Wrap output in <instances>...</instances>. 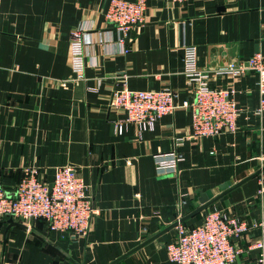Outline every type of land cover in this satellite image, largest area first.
Instances as JSON below:
<instances>
[{
    "label": "crops",
    "instance_id": "1",
    "mask_svg": "<svg viewBox=\"0 0 264 264\" xmlns=\"http://www.w3.org/2000/svg\"><path fill=\"white\" fill-rule=\"evenodd\" d=\"M109 0H0V185L12 194L25 167L50 183L56 167L71 165L88 185L97 212L86 239L50 230L45 221L0 219V264H178L167 258L171 225L196 224L210 209L247 221L234 244L233 264H260L264 239V110L257 77L218 74L228 63L264 57V0H146L145 18L124 43L104 13ZM81 25L84 77L70 65V33ZM195 45L197 65L211 86L232 85L241 107L237 130L184 139L174 174L155 172L152 155L187 136L191 114L179 107L152 130L124 122L109 106L123 80L131 89L169 86L177 102L192 97L183 73V46ZM125 76V77H124ZM122 123V130L117 125ZM257 171H260L257 173ZM19 223V224H14Z\"/></svg>",
    "mask_w": 264,
    "mask_h": 264
},
{
    "label": "built area",
    "instance_id": "2",
    "mask_svg": "<svg viewBox=\"0 0 264 264\" xmlns=\"http://www.w3.org/2000/svg\"><path fill=\"white\" fill-rule=\"evenodd\" d=\"M145 11L146 0H109L104 18L117 32L121 45L129 29L143 22ZM83 32L84 27L79 25L70 33V65L75 80L84 77L86 43ZM183 50V73L192 91L190 99L179 103V92L172 87L131 89L123 80L112 90L109 100V106L125 114L124 122L136 124L140 131L152 130L160 116L179 107L190 112L187 136L175 137V148L152 155L154 170L159 175L176 173L179 162L184 158L179 150L184 139L196 140L235 132L241 113L233 86L209 85L207 73L197 65L195 45H184ZM246 71L256 74L259 99L255 111L261 113L264 110L263 55L256 52L248 58L246 65L228 62L217 69L218 74L233 78ZM117 129L122 130V123L117 125ZM96 212L88 185L71 165L56 167L50 183L41 180L36 167H25L12 194L0 185V219L5 216L20 222L39 219L45 221L50 230L68 231L86 239ZM181 224L176 225L175 236L166 245L167 258L178 264H233L242 252L233 240L249 228L247 221L235 215H226L216 208L207 210L194 226L183 228ZM252 225L259 226L264 233V219ZM248 249H257V262L264 264V239L253 240Z\"/></svg>",
    "mask_w": 264,
    "mask_h": 264
},
{
    "label": "water",
    "instance_id": "3",
    "mask_svg": "<svg viewBox=\"0 0 264 264\" xmlns=\"http://www.w3.org/2000/svg\"><path fill=\"white\" fill-rule=\"evenodd\" d=\"M260 171H257V173ZM210 197H211V192L209 190L200 192V197H199V201L201 203L200 206H198L197 208H195L193 211H191L190 213H188L187 215H184L183 217H181L178 221L174 222L172 226H176L178 223H182L183 220H185L187 217L191 216L192 214H195L196 212L200 211L201 209H203L204 207L207 206V204L210 201ZM10 222L13 223V219L10 218L9 220ZM14 224H19V223H14ZM238 258V256L236 257Z\"/></svg>",
    "mask_w": 264,
    "mask_h": 264
},
{
    "label": "rangeland",
    "instance_id": "4",
    "mask_svg": "<svg viewBox=\"0 0 264 264\" xmlns=\"http://www.w3.org/2000/svg\"><path fill=\"white\" fill-rule=\"evenodd\" d=\"M198 223H196V224H198ZM196 224H193V225H196ZM181 225H182L183 228H188V227L193 226L192 224H185V223H182Z\"/></svg>",
    "mask_w": 264,
    "mask_h": 264
},
{
    "label": "trees",
    "instance_id": "5",
    "mask_svg": "<svg viewBox=\"0 0 264 264\" xmlns=\"http://www.w3.org/2000/svg\"><path fill=\"white\" fill-rule=\"evenodd\" d=\"M194 226V225H193Z\"/></svg>",
    "mask_w": 264,
    "mask_h": 264
}]
</instances>
